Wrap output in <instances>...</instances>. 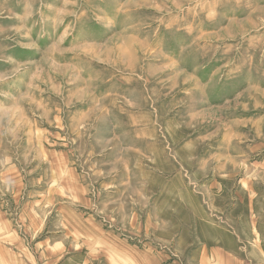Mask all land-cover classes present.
<instances>
[{"label": "rangeland", "instance_id": "374dc122", "mask_svg": "<svg viewBox=\"0 0 264 264\" xmlns=\"http://www.w3.org/2000/svg\"><path fill=\"white\" fill-rule=\"evenodd\" d=\"M0 130V168L95 195L77 220L186 264L228 227L264 264V0H0Z\"/></svg>", "mask_w": 264, "mask_h": 264}, {"label": "crops", "instance_id": "0c3cea01", "mask_svg": "<svg viewBox=\"0 0 264 264\" xmlns=\"http://www.w3.org/2000/svg\"><path fill=\"white\" fill-rule=\"evenodd\" d=\"M50 170L57 178L44 181L42 176H33L39 174L37 170L29 173L17 168L15 161L0 168V264H186L178 261L182 249L172 253L177 259L167 261L165 250L129 244L115 233L103 231L94 217H85L86 213L77 220L80 214L76 206L94 209L97 198L86 196L81 182L60 177L72 171ZM57 205L73 212L64 210L67 220L61 229L43 230L48 218L44 211L53 213ZM230 230L227 227L219 234L198 229L195 247L189 249L196 254L191 264H254L243 256L242 246L223 242V237L230 239ZM259 253L264 256L263 245ZM77 255L81 256L78 261Z\"/></svg>", "mask_w": 264, "mask_h": 264}]
</instances>
